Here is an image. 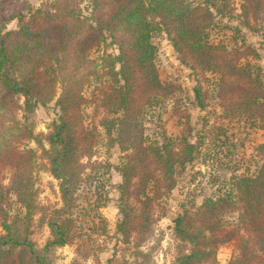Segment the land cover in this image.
<instances>
[{"label":"trees","instance_id":"obj_1","mask_svg":"<svg viewBox=\"0 0 264 264\" xmlns=\"http://www.w3.org/2000/svg\"><path fill=\"white\" fill-rule=\"evenodd\" d=\"M221 1L53 0L19 15L15 30L1 24L0 200L8 192L2 176L9 173L10 187L26 208V218L32 217L36 208L32 175L38 156L36 150L20 146L36 138L50 174L60 181L62 206L45 213L51 236L43 248L31 238L29 223L23 228L24 224L5 218L0 264H53L55 251L78 237L73 211L84 182L82 143L94 138L82 126L81 107L87 101L84 87L95 78L106 79L98 84L94 101L109 113H120L104 119L107 135L127 154L117 167L123 179L119 230L126 236L150 230L154 203L174 188L177 167L193 162L197 152L187 139L175 143L166 138L164 144L146 141L141 121L144 110L165 92L172 93L171 87L161 84L155 66L152 37L156 32L166 33L193 71L220 75L227 116L258 118L264 129V83L249 64H241L246 54L205 40L213 10L220 12ZM263 5L264 0H244L242 10L249 17ZM105 41L117 48V54L91 56ZM194 93L198 106L204 107L202 90L195 88ZM55 98L62 115L45 135L46 147L32 125L18 118L17 111L27 117ZM91 149L89 145L87 150ZM260 149L263 158L258 173L239 178L235 195L208 198L193 217L186 213L174 220L176 234L192 247L189 253L180 254L178 264H217L216 248L225 242H234L236 249L229 264H264V144ZM132 198L140 204L137 210L130 204ZM225 211L238 212L233 228L223 226ZM0 212L4 213L2 203Z\"/></svg>","mask_w":264,"mask_h":264},{"label":"rangeland","instance_id":"obj_2","mask_svg":"<svg viewBox=\"0 0 264 264\" xmlns=\"http://www.w3.org/2000/svg\"><path fill=\"white\" fill-rule=\"evenodd\" d=\"M47 1L53 0H0V26L17 29L19 15H26ZM243 2L221 1L220 12L213 10L205 40L224 45L230 52L246 54L241 64H249L253 74L264 83V5L258 13L246 17ZM152 43L156 48L158 77L163 86L171 87L172 93L165 92L164 97L156 98L144 110L141 121L146 141L164 144L166 138L175 143L187 139L196 147V158L184 167H177L174 188L154 203L150 230L128 236L122 233L119 224L123 219V202L119 185L123 179L117 167L122 166L127 154L118 142L111 141L104 124V119L115 118L120 113H109L100 107L99 101H94L98 84L106 78L93 79L84 87L87 101L81 107L82 126L94 138L82 143L80 165L84 166V182L76 193L73 211L78 237L55 251L53 264H178L180 254L189 253L192 247L178 237L174 220L186 213L193 217L208 198L235 195L237 180L254 177L259 171L263 158L260 146L264 144L262 121L247 115L227 116L220 95V75L193 71L183 62L166 33L156 32ZM104 52L117 54L118 51L105 41L92 50L91 56L100 57ZM198 87L202 90L204 107L198 106L195 98L194 89ZM19 103L23 104V99ZM17 115L22 122L32 125L35 136L48 147L45 135L59 121L62 111L55 98L27 117L23 111H17ZM112 136L116 137V131ZM20 147L37 152L32 175L36 208L32 217L26 218L27 210L10 187L11 174L6 173L1 181L8 192L0 200L4 208V213L0 212V235L4 233L5 218L24 224L23 228L29 223L31 238L38 248H43L51 236L44 222L45 213L62 206L60 181L50 174L36 138L24 140ZM130 204L135 210L140 207L135 198L130 199ZM221 216L224 228L238 224V212L225 211ZM235 253L234 242L220 244L216 248L217 264H229Z\"/></svg>","mask_w":264,"mask_h":264},{"label":"water","instance_id":"obj_3","mask_svg":"<svg viewBox=\"0 0 264 264\" xmlns=\"http://www.w3.org/2000/svg\"><path fill=\"white\" fill-rule=\"evenodd\" d=\"M50 106H48L47 108H49Z\"/></svg>","mask_w":264,"mask_h":264}]
</instances>
